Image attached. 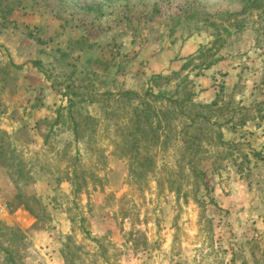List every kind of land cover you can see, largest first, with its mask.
<instances>
[{"label": "rangeland", "instance_id": "1", "mask_svg": "<svg viewBox=\"0 0 264 264\" xmlns=\"http://www.w3.org/2000/svg\"><path fill=\"white\" fill-rule=\"evenodd\" d=\"M0 264H264V0H0Z\"/></svg>", "mask_w": 264, "mask_h": 264}]
</instances>
